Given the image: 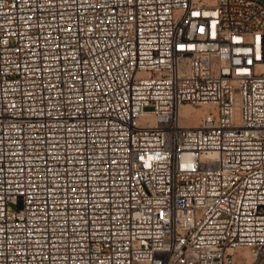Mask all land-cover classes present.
Returning a JSON list of instances; mask_svg holds the SVG:
<instances>
[{
  "label": "built area",
  "instance_id": "built-area-1",
  "mask_svg": "<svg viewBox=\"0 0 264 264\" xmlns=\"http://www.w3.org/2000/svg\"><path fill=\"white\" fill-rule=\"evenodd\" d=\"M0 264H264V0H0Z\"/></svg>",
  "mask_w": 264,
  "mask_h": 264
},
{
  "label": "bare ground",
  "instance_id": "bare-ground-1",
  "mask_svg": "<svg viewBox=\"0 0 264 264\" xmlns=\"http://www.w3.org/2000/svg\"><path fill=\"white\" fill-rule=\"evenodd\" d=\"M182 114L187 115L189 117L190 124H196L198 122V114L199 111L194 109L192 106L184 104L182 106Z\"/></svg>",
  "mask_w": 264,
  "mask_h": 264
}]
</instances>
